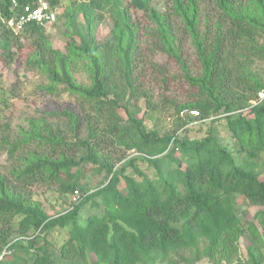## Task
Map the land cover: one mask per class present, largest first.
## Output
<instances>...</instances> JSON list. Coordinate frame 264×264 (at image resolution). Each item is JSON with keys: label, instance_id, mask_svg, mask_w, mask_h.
Instances as JSON below:
<instances>
[{"label": "trees", "instance_id": "obj_1", "mask_svg": "<svg viewBox=\"0 0 264 264\" xmlns=\"http://www.w3.org/2000/svg\"><path fill=\"white\" fill-rule=\"evenodd\" d=\"M163 1L47 0L55 22L16 33L40 0H0L12 86L70 97L0 137V264H264V0ZM46 191L78 199L50 215Z\"/></svg>", "mask_w": 264, "mask_h": 264}, {"label": "rangeland", "instance_id": "obj_2", "mask_svg": "<svg viewBox=\"0 0 264 264\" xmlns=\"http://www.w3.org/2000/svg\"><path fill=\"white\" fill-rule=\"evenodd\" d=\"M40 2H47V0H40ZM66 3V2H65ZM154 4L160 8L164 9L163 0H154ZM204 12L209 11L208 6L203 7ZM111 26L108 21L104 22L98 31L99 38L104 39L110 32ZM48 34L51 36L53 46L57 49H64V40L61 36V30L59 29H48ZM14 72L13 68L8 70L3 69L0 64V137L5 131L6 124H10L12 132L11 134H16V132L21 128L27 127V120L32 118H39L43 116L45 112H55V107L62 108L65 104L70 101V97L65 95L63 98H56L49 95L42 88L45 86L46 81L44 77L40 75H33L31 73L20 72L19 81L17 86H12L14 82ZM76 78L80 83H86L87 76L84 73H77ZM13 93V96H12ZM5 101V105H3ZM148 126L150 128L155 127L157 124L164 129H172L177 126L174 118L165 115L157 121H148ZM193 128L192 133L194 137L200 138L204 135L206 127L200 126L199 124H191ZM218 129L221 132L222 139L226 142L228 136L225 131L224 126L220 125ZM5 164V156L0 157V166ZM92 184H97V179L88 178ZM36 199L40 200L46 210L50 215H56L62 212L68 207L73 201L72 197L62 198L57 193L53 191H46L36 195ZM65 201V202H64ZM260 208H249L247 218L249 221H255L259 224V221L255 219L256 212ZM263 230V229H261ZM246 242L242 239L240 242V254L239 257H245ZM264 255V248L262 250ZM236 262V260H235ZM200 264H208V260H203ZM222 264H228L223 262Z\"/></svg>", "mask_w": 264, "mask_h": 264}, {"label": "built area", "instance_id": "obj_3", "mask_svg": "<svg viewBox=\"0 0 264 264\" xmlns=\"http://www.w3.org/2000/svg\"><path fill=\"white\" fill-rule=\"evenodd\" d=\"M57 11H51L49 4L47 2H40V6L37 8H32L30 6L26 7L23 14L17 19H11L7 22L8 27H10L16 33H22L25 26L28 23L36 22L41 25H51L56 20ZM260 99H264V93L260 94ZM78 199V192L75 193L73 200ZM10 254V251L5 250L0 255V260L6 255Z\"/></svg>", "mask_w": 264, "mask_h": 264}]
</instances>
